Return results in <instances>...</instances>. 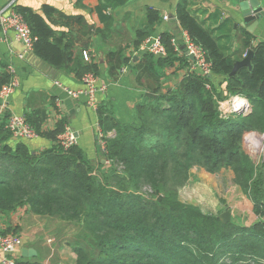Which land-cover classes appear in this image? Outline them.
<instances>
[{
	"label": "trees",
	"instance_id": "obj_1",
	"mask_svg": "<svg viewBox=\"0 0 264 264\" xmlns=\"http://www.w3.org/2000/svg\"><path fill=\"white\" fill-rule=\"evenodd\" d=\"M128 2L101 0L96 12L106 28L111 17L104 12ZM15 10L30 28L37 58L56 69L71 65L78 79L85 73L98 75L97 66L77 60L70 42L56 36L45 18L27 8ZM54 12L43 9L47 18ZM175 13L181 30L203 49L210 74L188 73L165 94L152 89L135 106L129 124H120L108 108L99 107L100 132H114L105 141L103 157L110 163L105 170L95 169L77 145L66 151L55 145L39 153L22 142L10 146L6 113L0 120V221L27 207L40 217L80 222L85 241L70 247L74 264H264V160L255 164L244 147L248 136L264 135V43L253 46L243 31L242 51L228 54L221 45L225 37H215L214 30L199 22L187 0L179 1ZM146 17L149 27L160 22L157 11L148 9ZM151 35L138 32L134 46L138 49ZM160 36L166 57L142 53L145 60L158 68L176 59L187 64L188 58L176 57L169 45L171 35ZM246 50L253 52L251 67L231 75ZM211 76L223 80L216 85ZM0 78L1 88L10 75L2 73ZM232 97L247 100L248 110L225 114L222 104ZM64 127L61 121L56 130L42 135L55 141ZM193 168L208 174L230 170L234 185L252 204L253 225L224 224L219 216L180 202L178 191ZM146 188L152 193H144Z\"/></svg>",
	"mask_w": 264,
	"mask_h": 264
},
{
	"label": "crops",
	"instance_id": "obj_2",
	"mask_svg": "<svg viewBox=\"0 0 264 264\" xmlns=\"http://www.w3.org/2000/svg\"><path fill=\"white\" fill-rule=\"evenodd\" d=\"M9 1L0 0V9ZM179 1L129 0L123 7L104 12L111 17L107 28L96 12L101 0H16L15 8H27L41 15L56 36H64L70 42L77 60L97 66V87L105 88L97 96V109L104 106L111 111L117 122L129 124L133 122L135 106L152 89H158L162 94L176 89L192 65L189 58L187 64L176 59L172 65L158 68L148 63L134 46L138 32H151L154 35L166 33L171 36L180 34L182 30L177 20L174 21ZM242 1L248 0H187V3L192 15L207 29L215 31V37H225L221 39V45L229 50L228 54H232L242 51L243 31L250 34L253 46L264 43V17L249 31L248 27L251 25H242L239 12ZM257 1L264 9V0ZM44 7L55 12L47 18L43 13ZM148 9L157 11L160 17V22L153 27H149L147 23ZM164 17L168 18L167 21ZM65 18H75V21H66ZM79 18L81 22L77 23ZM224 22L227 26L222 31H216ZM23 51L24 46L16 39L15 33L9 30L3 34L0 27V77L2 73H9L8 68L11 67L13 78L18 81V87L9 98L7 113L27 117L36 134L30 140L11 137L9 145L15 146L22 142L32 153L51 149L58 145L59 135L53 141L42 134L53 132L64 121L65 126L74 131L76 145L91 165L98 170L107 169L109 165L105 164L99 145L98 135L101 132L97 109L89 108L83 97L65 100L66 102L61 100L68 91L83 90L81 78H76L70 71L71 65L56 69L37 58L33 51L20 58ZM85 52L88 55L87 61L83 58ZM178 56L180 55L176 57ZM211 78L216 85L223 80L219 76ZM198 175L201 183L218 186L216 179L214 182L212 178L208 179L212 175L218 178V174L204 171ZM231 178L233 179V174ZM243 197L249 202L252 211L251 202L244 195ZM215 210L216 207L212 215L217 212ZM237 218V214H231L232 223L236 224L234 220ZM255 219L254 215L252 224ZM2 221L7 229L13 227L20 237L15 261L74 264L71 248L63 243H55L54 236H51V224L46 217L33 215L28 212L27 207H21L4 216ZM22 248L33 249L37 255L34 258H21Z\"/></svg>",
	"mask_w": 264,
	"mask_h": 264
},
{
	"label": "built area",
	"instance_id": "obj_3",
	"mask_svg": "<svg viewBox=\"0 0 264 264\" xmlns=\"http://www.w3.org/2000/svg\"><path fill=\"white\" fill-rule=\"evenodd\" d=\"M15 3L16 0H10L7 5L0 9V27L3 34H6L7 31L12 30L16 35V39L23 44L24 51L23 55L20 56V58H22L25 54L33 51V38L31 36L30 28L25 22L24 18L15 10ZM167 19V17H164V20L167 21ZM169 45L171 46L173 51L180 56L184 55L187 58H189V56H192V65L188 70V73H199L201 75L210 74L211 66L205 58L203 49L200 46L196 45L186 32L182 31L179 35H172L169 40ZM137 50L140 53H147L154 57L161 58L166 57L167 54V47L159 34L146 37L139 44ZM248 52L249 51L247 50L244 52L243 58L246 57ZM83 58L86 61L88 60V55L86 52L83 53ZM8 72V74L10 75V80L7 84L3 85L0 88V120L7 113L9 98L18 87V81L13 78V69L11 67L8 68ZM81 83L83 85V90L78 92L68 91L66 92V94L70 98L76 100L80 97H83L85 99V104L89 108L96 110L98 107L97 96L100 92L104 91L105 88L97 87V76H95L93 73H85L81 77ZM236 99L241 100L244 105L234 106V101ZM224 104H222L221 108L225 110V114L233 112L245 113L249 108V103L247 102V100L241 97H232V103L229 108L228 106L223 107ZM5 128L15 139L30 140L36 136L34 129L29 125L24 116H17L14 114L9 115ZM112 136H114V132H110L107 134L101 132L98 135L99 145L103 154L106 152L105 141L107 138ZM263 136L264 135H262L261 137ZM257 138L259 137L248 136L246 138V142L252 144ZM76 142L77 137L74 131L69 126H65L63 133L58 136V145L64 151H66L73 145H76ZM105 164L110 165V163L106 160ZM19 246L20 237L15 233H8L3 221L1 220L0 263L15 264L14 256Z\"/></svg>",
	"mask_w": 264,
	"mask_h": 264
},
{
	"label": "rangeland",
	"instance_id": "obj_4",
	"mask_svg": "<svg viewBox=\"0 0 264 264\" xmlns=\"http://www.w3.org/2000/svg\"><path fill=\"white\" fill-rule=\"evenodd\" d=\"M243 59V57H242ZM241 102V101H240ZM232 98H230L223 107L231 106ZM232 110V109H231ZM244 147L248 154L251 156L255 164L264 160V136L255 139L252 144L249 142L244 143ZM194 171V173H192ZM201 171V172H200ZM204 172L202 169L190 170V176L187 183L179 189L178 199L184 204H191L198 207L204 214H212L213 209L216 207V216L221 215L223 212L228 211L234 215L237 214L238 218L235 219V225L243 228L252 226L254 215L250 209V204L243 197V193L239 187L235 186L231 178L232 172L223 169L218 172V178L214 175L209 176L208 179H216L217 187L211 183L208 186L206 183H201L199 173ZM207 188V189H206ZM144 193H152L150 189H143ZM256 218V217H255ZM48 223L51 224V236H54L55 243H63L71 247L78 241H85L84 231L80 222H60L52 218H46ZM256 221V219H255ZM14 230V231H13ZM8 233L17 234L13 227L7 229ZM227 261V259H223Z\"/></svg>",
	"mask_w": 264,
	"mask_h": 264
},
{
	"label": "water",
	"instance_id": "obj_5",
	"mask_svg": "<svg viewBox=\"0 0 264 264\" xmlns=\"http://www.w3.org/2000/svg\"><path fill=\"white\" fill-rule=\"evenodd\" d=\"M239 12L241 14L242 25H251L250 27H248L249 31H252L251 27L254 26L255 28L258 22L264 17V9L259 5V2L257 0L242 1L239 4ZM174 21L176 22V18H174ZM252 56L253 52L249 51L245 58L237 61L233 66L231 75H234L239 68H250ZM189 59L193 60L192 56H189ZM69 99L71 100L72 98H70L67 94H65L64 97L61 98L63 102L70 101ZM219 219L222 223L226 224L231 221V213L225 211L221 215H219ZM36 255L37 254L33 249H21V258H34Z\"/></svg>",
	"mask_w": 264,
	"mask_h": 264
},
{
	"label": "bare ground",
	"instance_id": "obj_6",
	"mask_svg": "<svg viewBox=\"0 0 264 264\" xmlns=\"http://www.w3.org/2000/svg\"><path fill=\"white\" fill-rule=\"evenodd\" d=\"M240 101H241V100H237V99H236V100L234 101V106H237V105L242 106V105H244L243 102H242V101L240 102ZM241 103H242V104H241Z\"/></svg>",
	"mask_w": 264,
	"mask_h": 264
}]
</instances>
